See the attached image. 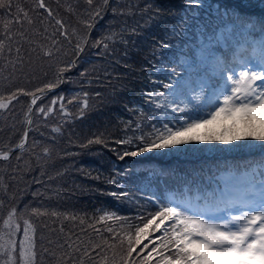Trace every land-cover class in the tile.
Instances as JSON below:
<instances>
[{
	"label": "trees",
	"instance_id": "trees-1",
	"mask_svg": "<svg viewBox=\"0 0 264 264\" xmlns=\"http://www.w3.org/2000/svg\"><path fill=\"white\" fill-rule=\"evenodd\" d=\"M177 1L180 0H109L108 6L102 11V17L96 18L94 26L88 29L81 23L89 19L90 8L86 0H45L53 17L65 24L71 43L57 33L55 38L60 41L57 46L61 50L50 60L37 55L39 44L51 46V40L45 39L43 35H36L30 30L28 38L35 43H12L11 52L7 47L9 41H5V51L0 58V94L4 96L17 88L36 92L37 88H44L48 82H54L57 66L65 67L69 61H76L75 65L63 73L62 82L58 86L45 89L42 94L36 93L40 98L34 106L31 105V96L18 95L17 100L7 109H0V150L8 151L11 148L13 151L23 139V133L28 132L27 151L18 150L9 160L0 159V185L7 184L11 194L5 202L0 229L3 228V219L15 207L21 225L17 239H22L23 220L28 219L35 228L36 264H56V257H49L45 249L59 251V242L70 235L76 238L80 236V251L74 252L78 253L77 256L71 257L66 249L63 250L69 256L68 262L74 264H80L81 252L90 242L102 244L104 239L113 242L112 235L117 231L109 233L106 231L107 226L101 227L106 220L102 222L100 217L105 213H118L121 218L120 226L115 225L118 229L123 231L125 226L128 230H135V222L142 225L137 215L146 218L148 213L154 215V212L144 208L143 202L138 204L132 201V196L130 199L127 196L118 199L111 193H131L133 183L136 184L133 192L137 191L138 186L141 187L140 184L153 188L158 186L165 191L169 180H182L181 171H190L193 166L203 167L204 160L208 159L203 153L207 144L218 145L217 141L205 142L203 149L199 147L200 142L180 145L178 147L181 151L178 153L181 156H149L145 153L127 157L123 161L117 156V152L126 148L131 150L133 146L118 145L116 140L130 138L135 145L138 136L154 131L153 125L162 128L159 108L149 100L147 93H168L163 84L169 82L172 73L170 62L182 59V51L187 52L188 47L193 45L200 28L205 24L211 27L216 23L212 16L218 2H235L204 0L206 5H213V9H208L194 7L187 0L182 6ZM256 1L259 4V0H253L255 6L250 10L258 13L260 8H256L259 7ZM16 3L29 11L33 19H37L33 12L35 0H13V12ZM97 3L99 0L92 7H96ZM147 4L162 10L158 22L145 24L149 17L141 10ZM113 8L117 9L116 13H113ZM121 10L123 14H120ZM35 11L42 13L41 18L47 16L41 9ZM53 17L32 27L38 28L40 32L47 28L45 35H51L59 27L55 25ZM3 19L0 15V28ZM16 27L13 25L14 31ZM25 27L29 26L25 24ZM173 27L187 31L183 35H172ZM133 28H136L135 34L131 32ZM72 29H76L77 35H71ZM112 33L120 35L115 37V41H109L108 52L101 54L102 46H92L95 41ZM85 35L88 43L84 51L77 55V39ZM121 35L128 41L127 44L121 42ZM160 42H166L170 47L162 49L159 47ZM18 46L21 47L19 54L15 51ZM30 48L36 51L30 52ZM18 57H23L22 63L17 62ZM9 61L15 62V70ZM176 71L182 72L181 67L176 66ZM84 92L89 94V107L81 115ZM192 95L185 103L193 101ZM53 100H56L55 105L52 104ZM30 105L31 112L28 111ZM39 108H51L52 111L45 116L38 111ZM14 111L18 114L17 121L12 120ZM31 115L29 124L26 117L30 119ZM98 136L106 144H88L89 140ZM184 151L189 156L201 153V157H183ZM227 152L228 157L233 159L231 150ZM17 156L21 158L18 160ZM129 170L134 172V179L127 180L126 172ZM137 174L141 177L138 178ZM111 179H115L116 183H109ZM33 208L43 214H34ZM61 229L65 232L61 233ZM85 236L88 237L87 242ZM89 252L90 256L83 257L84 264H96L101 257L93 253L90 247ZM107 252L111 257L112 251Z\"/></svg>",
	"mask_w": 264,
	"mask_h": 264
},
{
	"label": "snow or ice",
	"instance_id": "snow-or-ice-1",
	"mask_svg": "<svg viewBox=\"0 0 264 264\" xmlns=\"http://www.w3.org/2000/svg\"><path fill=\"white\" fill-rule=\"evenodd\" d=\"M95 2L96 0H86L90 8L89 19L81 23L88 29L94 26L96 18L102 17V11L109 4V0H99L97 6L93 8ZM187 2L197 8L213 9V5H206L204 0ZM254 6L253 0L218 2L212 16L216 23L211 27L205 24L200 28L193 45L188 47L187 52L182 51V59L170 62L172 73L169 75V82L163 84V88L169 90L168 94L147 93L149 100L155 103L157 108H163L165 112L168 108H171L172 112H184L188 106L185 100L188 99L189 92L194 93L192 100L203 101L201 108H209L211 111L204 116L198 114L192 118L185 117L175 128L167 123L163 124L162 128H155L153 125L154 131L138 136L135 145L130 138L116 140L115 143L118 145L133 146L131 150L126 148L122 152H117L119 160L205 141H219L225 144L256 141L264 152V0H259L258 13L250 10ZM35 9L43 10L47 16L41 18L42 13L36 12ZM35 9L33 12L37 19H33L20 3L15 4L13 12V0H0V10H3L0 15L4 17L0 28V58L3 57L6 40L9 41L7 46L9 52L12 50V43L18 45L22 42L30 45L35 43L28 38L30 30L51 40V46L39 44L40 51L37 54L50 60L61 50L57 46L60 41L55 38L57 33L71 43L65 24L53 17L52 10L48 8L45 0H35ZM112 11L116 13L117 9L113 8ZM141 12L149 17L145 24L158 22L162 14V10L153 4H147ZM120 14H123V10ZM48 17H53L55 25L59 26L51 35H45L47 28L40 32L38 28L32 27L37 23L43 24L44 19ZM25 24L29 27L26 28ZM13 25L17 26L15 31ZM186 31L178 30L176 27L171 29L172 35H183ZM131 32L135 34L136 28L131 29ZM71 35H77L76 29H72ZM117 35L120 34L112 33L102 37L92 46L97 48L102 46L101 54L108 52L109 41H115ZM121 42L128 43L122 35ZM87 43L86 35L78 37L75 45L77 55L84 51ZM159 47L167 49L170 46L166 42H160ZM15 51L19 54L21 47H16ZM34 51L35 48H30V52ZM22 61L23 57H18L17 62ZM9 63H12L15 70V62ZM75 63L76 61L72 60L65 67L57 66L54 82H48L44 88H37L36 92L17 88L7 96L0 94V109H7L17 100L18 95L31 96V105H35L40 98L36 93L42 94L45 89L58 86L62 82L63 73ZM176 66L181 67L182 72H177ZM213 78L219 81L215 87L210 83ZM194 85L199 86V93L195 92ZM88 95L87 92L83 93L81 115L89 107ZM52 104L55 105L56 100H53ZM181 104L184 106L181 107ZM31 105L29 112L32 111ZM63 108L61 104V109ZM38 111L47 116L52 109L39 108ZM26 119L30 124L31 120L27 117ZM139 127L137 124V128ZM27 136L28 132L25 131L23 139L16 145L20 151L28 150ZM88 144H106V141L98 136L89 140ZM245 147L253 149L256 145L248 144ZM11 151V148L8 151L0 150V159L9 160ZM20 158L17 156L18 160ZM108 182L116 183V180L111 179ZM111 195L119 199L128 196L129 193L113 192ZM201 200L204 201L203 205L200 203ZM233 209H239V214H233ZM32 212L36 215L43 214L37 208H33ZM105 219L121 218L115 214L105 213L100 217V221ZM217 220L219 222H216ZM20 231L17 209L13 207L7 218L3 219V228L0 229V264H36L35 228L28 219H24L23 238L17 239ZM106 231L114 233L111 227ZM157 232L160 235L154 236ZM111 239L113 242L104 239L102 244L90 242L85 246L81 252L80 264H84L83 257L91 255L89 247L93 253L101 257L96 264H264V158L243 173L242 182L238 183L234 174H230L218 194L216 191L202 190L195 181L191 184L186 182L180 198L162 204L142 227L136 226L134 234L126 232L121 235L120 232H115ZM145 240L148 242L144 243ZM73 244L74 242L69 243L65 240L58 246L63 248L67 245L69 249H73ZM74 250L80 251L79 245ZM107 250L112 251L111 257L108 256Z\"/></svg>",
	"mask_w": 264,
	"mask_h": 264
},
{
	"label": "rangeland",
	"instance_id": "rangeland-1",
	"mask_svg": "<svg viewBox=\"0 0 264 264\" xmlns=\"http://www.w3.org/2000/svg\"><path fill=\"white\" fill-rule=\"evenodd\" d=\"M177 3H179V4H182V6L183 5H185V3H186V0H180V1H177ZM256 4H257V1H256ZM257 6H259V4H257ZM256 8H260V6L259 7H256ZM13 109H15V110H18L16 107H14ZM198 110H201V108H198ZM18 114H16V111H14L13 113H12V120H14V121H17L18 120V116H17ZM166 116H167V119H175V120H177L178 119V117L180 116V115H177V114H175L174 112H172V111H166ZM210 127H215V125H210ZM205 142H207V141H205ZM205 142H200V144H199V147L201 148V149H203L204 148V143ZM217 144L218 145H214V144H207V146H206V148L205 149H203L204 150V154H207V153H210V151H211V149H209V148H213V147H215L213 150L214 151H217L218 152V154H226L224 151H229V150H232L233 148L231 147V146H227V144H225V143H221V142H219V141H217ZM222 144H225L226 146H224V147H222L221 148V145ZM209 145H211V146H213V147H208ZM178 151H181L180 150V148L179 147H176V148H172V149H168V150H163V151H154V152H152V153H146L147 155H153V156H164V155H172V154H176V155H178V156H181V154L180 153H178ZM189 153H187L186 151H184L183 153H182V156L183 157H189V158H199V157H201V153H198V155H192V156H189L188 155ZM127 173V180H129V179H134V177H135V174H134V172H131L130 170L129 171H127L126 172ZM137 177L138 178H140L141 176L140 175H138L137 174ZM142 177H144V176H142ZM126 180V181H127ZM145 180H142V182H144ZM135 183H133L132 184V191H131V193H129V195L127 196L128 197V199H130V196H132V201H135V202H138V204L139 203H144L145 205L143 206L144 208H149V209H151L153 212H154V214L159 210V208H160V206L162 205V204H164L161 200H159V199H157V198H155V200H153V201H148L147 199H145L144 198V195H147L148 193H149V188L146 186V185H142V184H140V186L141 187H137V191H139V192H133V190H134V188H135ZM151 188H153V187H151ZM11 194H10V192H9V189H8V185L7 184H2V185H0V202H2V205H0V218H1V215H2V212H3V209H4V206H5V202H6V199H7V196H10ZM154 195L155 196H158V193L157 192H155L154 193ZM156 205V206H155ZM140 206V205H139ZM112 214V213H111ZM110 213H109V215H111ZM151 213H148V215H146V218H144L143 216H139V215H137L141 220H142V225H139V224H137L136 222H135V225L136 226H140V227H142L143 226V224L144 223H146L147 222V218H149L150 219V217H151ZM221 215V214H220ZM115 216H117L118 217V213H116V215ZM106 220V222L104 223V225H102L101 227H106V228H109V227H111V228H113V230H116L117 232H120L121 233V235H123L124 233H126V232H130V233H132V234H134L135 233V230H128V228H126L122 223V225L124 226V228H123V231L122 230H120V229H118L115 225H119L120 226V222H119V220H107V219H105ZM104 220V221H105ZM103 222V221H102ZM216 222H219V220H217ZM111 224H113V226L111 225ZM163 227V226H162ZM65 231H64V229H63V231H61V233H64ZM51 233V232H50ZM84 233V231H82V234ZM86 233H88V232H86ZM160 235V233L159 232H157V233H155L154 234V236H159ZM80 236H78L77 238L75 237V236H72V235H70L68 238H63V242H59V244H62V243H64V241L65 240H68L69 241V243H73L74 242V244H73V249H69L68 247H67V245L65 246V247H63V248H61V247H59L58 246V248H60V249H58L59 251H55V250H50L49 248H48V251L46 252V254L50 257H56V260H55V263L56 264H74V263H71V262H68L69 261V256H71L72 257V255H78V253H74V252H76L74 249H75V247L77 246V245H79V240H78V238H79ZM69 238H70V240H69ZM84 238H86V242L88 241V237L87 236H85ZM148 242V240H145L144 241V243H147ZM93 243V242H92ZM58 244V245H59ZM93 244H95V243H93ZM86 246H88V244L86 245ZM151 246H153V245H150V247ZM80 247V246H79ZM125 247H126V243H125ZM66 249V252H67V254L69 255H66L65 253H64V251L63 250H65ZM69 249V250H68ZM53 253L55 254V255H53Z\"/></svg>",
	"mask_w": 264,
	"mask_h": 264
},
{
	"label": "water",
	"instance_id": "water-1",
	"mask_svg": "<svg viewBox=\"0 0 264 264\" xmlns=\"http://www.w3.org/2000/svg\"><path fill=\"white\" fill-rule=\"evenodd\" d=\"M46 91V90H45ZM44 91V92H45ZM32 119V115H31V118H30V120ZM27 144H28V137H27V140H26V146H27ZM19 149L18 148H14V150L9 154L10 155V157L16 152V151H18ZM2 160V159H1Z\"/></svg>",
	"mask_w": 264,
	"mask_h": 264
},
{
	"label": "bare ground",
	"instance_id": "bare-ground-1",
	"mask_svg": "<svg viewBox=\"0 0 264 264\" xmlns=\"http://www.w3.org/2000/svg\"><path fill=\"white\" fill-rule=\"evenodd\" d=\"M34 106V105H33ZM31 118V117H30ZM169 185L171 186V188L176 189V187L178 186L175 182H169Z\"/></svg>",
	"mask_w": 264,
	"mask_h": 264
}]
</instances>
